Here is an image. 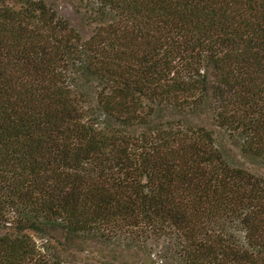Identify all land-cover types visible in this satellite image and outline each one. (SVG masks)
<instances>
[{"label": "trees", "instance_id": "trees-1", "mask_svg": "<svg viewBox=\"0 0 264 264\" xmlns=\"http://www.w3.org/2000/svg\"><path fill=\"white\" fill-rule=\"evenodd\" d=\"M0 0V264H264V0Z\"/></svg>", "mask_w": 264, "mask_h": 264}, {"label": "rangeland", "instance_id": "rangeland-1", "mask_svg": "<svg viewBox=\"0 0 264 264\" xmlns=\"http://www.w3.org/2000/svg\"><path fill=\"white\" fill-rule=\"evenodd\" d=\"M48 3L53 4L58 12L69 19V21L75 25L80 26V18L78 14L73 9V3L71 0H45ZM219 139L225 144L227 152L235 159L237 162L243 164L252 171L262 173L264 172V165L260 163L252 162L248 159L243 158L237 149V147L230 141H228L223 134L219 135Z\"/></svg>", "mask_w": 264, "mask_h": 264}]
</instances>
